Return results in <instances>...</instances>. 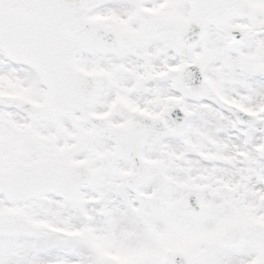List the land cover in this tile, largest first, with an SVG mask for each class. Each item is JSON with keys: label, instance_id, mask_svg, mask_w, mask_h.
I'll list each match as a JSON object with an SVG mask.
<instances>
[{"label": "snow or ice", "instance_id": "snow-or-ice-1", "mask_svg": "<svg viewBox=\"0 0 264 264\" xmlns=\"http://www.w3.org/2000/svg\"><path fill=\"white\" fill-rule=\"evenodd\" d=\"M0 264H264V0H0Z\"/></svg>", "mask_w": 264, "mask_h": 264}]
</instances>
